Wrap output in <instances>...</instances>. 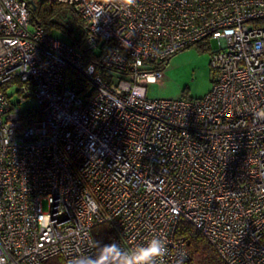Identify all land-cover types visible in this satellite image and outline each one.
<instances>
[{
  "label": "built area",
  "instance_id": "built-area-1",
  "mask_svg": "<svg viewBox=\"0 0 264 264\" xmlns=\"http://www.w3.org/2000/svg\"><path fill=\"white\" fill-rule=\"evenodd\" d=\"M29 1L0 0V264L96 259L102 222L124 250L163 238L158 264H177L181 220L226 264H264V0H45L79 14L82 48ZM206 39L211 89L148 97Z\"/></svg>",
  "mask_w": 264,
  "mask_h": 264
},
{
  "label": "trees",
  "instance_id": "trees-1",
  "mask_svg": "<svg viewBox=\"0 0 264 264\" xmlns=\"http://www.w3.org/2000/svg\"><path fill=\"white\" fill-rule=\"evenodd\" d=\"M36 8H31V21L40 25L47 33H60L69 42L82 48L85 31L84 23L72 7L63 3H47L45 0L36 1ZM77 33V34H76ZM111 228L106 222L95 225L91 234L101 255V247L110 244ZM178 235L186 236L188 240L189 257L177 264H226L214 250L209 241L193 225L181 220L177 228ZM44 264H65L63 258L53 256Z\"/></svg>",
  "mask_w": 264,
  "mask_h": 264
},
{
  "label": "rangeland",
  "instance_id": "rangeland-1",
  "mask_svg": "<svg viewBox=\"0 0 264 264\" xmlns=\"http://www.w3.org/2000/svg\"><path fill=\"white\" fill-rule=\"evenodd\" d=\"M53 35L69 42L60 33L55 32ZM217 47L216 40L206 39L173 55L165 65L162 78L157 82L148 84V97L199 98L205 95L211 89L215 78L210 60L212 52ZM16 89L15 86L13 91ZM16 97L17 95H13V100ZM32 101L33 98H28L27 104H31Z\"/></svg>",
  "mask_w": 264,
  "mask_h": 264
},
{
  "label": "clouds",
  "instance_id": "clouds-1",
  "mask_svg": "<svg viewBox=\"0 0 264 264\" xmlns=\"http://www.w3.org/2000/svg\"><path fill=\"white\" fill-rule=\"evenodd\" d=\"M123 5L130 9L137 6V0H123ZM167 253L166 241L156 236L131 250H124L114 242L104 244L98 258L80 257L74 264H158Z\"/></svg>",
  "mask_w": 264,
  "mask_h": 264
},
{
  "label": "water",
  "instance_id": "water-1",
  "mask_svg": "<svg viewBox=\"0 0 264 264\" xmlns=\"http://www.w3.org/2000/svg\"><path fill=\"white\" fill-rule=\"evenodd\" d=\"M30 5L32 7V9H35L36 8V4H35V1L34 0H30Z\"/></svg>",
  "mask_w": 264,
  "mask_h": 264
}]
</instances>
